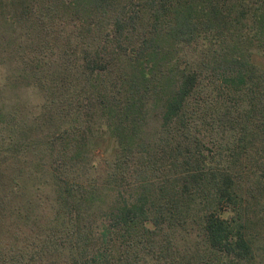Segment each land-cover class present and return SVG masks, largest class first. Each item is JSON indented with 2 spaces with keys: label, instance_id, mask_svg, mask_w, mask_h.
<instances>
[{
  "label": "trees",
  "instance_id": "1",
  "mask_svg": "<svg viewBox=\"0 0 264 264\" xmlns=\"http://www.w3.org/2000/svg\"><path fill=\"white\" fill-rule=\"evenodd\" d=\"M58 1L0 0V264H264V0Z\"/></svg>",
  "mask_w": 264,
  "mask_h": 264
},
{
  "label": "rangeland",
  "instance_id": "2",
  "mask_svg": "<svg viewBox=\"0 0 264 264\" xmlns=\"http://www.w3.org/2000/svg\"><path fill=\"white\" fill-rule=\"evenodd\" d=\"M252 61L258 68L264 69V53L262 51L256 49L253 52ZM19 77L20 75L15 69L0 62V99L5 98L9 104L21 103L34 109L37 108L43 101L41 90L34 84L30 85L28 82L25 84L26 81H20ZM91 148L95 163L103 164L105 161L113 159L117 145L109 134L102 131L93 139Z\"/></svg>",
  "mask_w": 264,
  "mask_h": 264
}]
</instances>
